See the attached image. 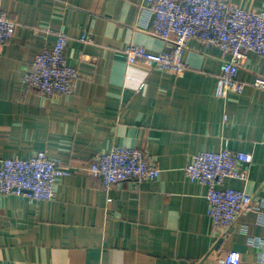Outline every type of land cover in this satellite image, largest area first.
<instances>
[{
	"label": "crops",
	"instance_id": "0c3cea01",
	"mask_svg": "<svg viewBox=\"0 0 264 264\" xmlns=\"http://www.w3.org/2000/svg\"><path fill=\"white\" fill-rule=\"evenodd\" d=\"M147 0H0L17 26L0 53V163L39 151L54 160L90 162L119 145L158 163L155 179L124 180L107 189L99 177H59L54 196L0 194V264H222L226 251L241 264H264V204L241 213L223 234L207 213L206 186L185 176L201 151L250 153L237 162L246 178L225 186L264 199V89L216 93L223 55L192 39L181 75L128 63L123 49H171L152 35ZM264 10L263 0H230ZM46 29L65 31V54L79 73L72 94L28 89L24 69L51 44ZM87 34L89 41L80 38ZM264 76V56L247 53L239 81Z\"/></svg>",
	"mask_w": 264,
	"mask_h": 264
},
{
	"label": "built area",
	"instance_id": "2783aa9c",
	"mask_svg": "<svg viewBox=\"0 0 264 264\" xmlns=\"http://www.w3.org/2000/svg\"><path fill=\"white\" fill-rule=\"evenodd\" d=\"M264 1V0H263ZM151 19L152 35L170 42L171 49L153 53L142 46L128 45L123 53L128 63L142 61L148 66L170 69L181 75L187 68L183 54L192 39L206 46L216 45L223 55L217 75L216 93L242 92L246 86L264 89V76L253 81L237 79V73L249 51L264 56V10L242 8L230 0H147L143 7ZM17 23L0 11V53L14 34ZM51 44L36 54L22 73L28 89L51 96L72 94L79 77L77 67L65 54L69 36L65 31L46 29ZM81 41H89L84 34ZM252 155L232 151L227 146L218 151L193 154L184 167L185 176L206 186L207 213L213 220L215 232L223 234L245 211L259 212L264 199L243 190L225 186L227 178L245 179L246 172L237 162H250ZM83 172L101 178L110 189L115 184L132 179L138 183L155 179L160 168L147 152L132 147L112 146L96 154L90 162L66 163L49 158L39 151L28 158H5L0 163V194L27 195L32 200H49L54 196L59 177ZM222 264H241L236 250L225 252Z\"/></svg>",
	"mask_w": 264,
	"mask_h": 264
}]
</instances>
